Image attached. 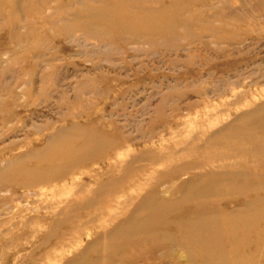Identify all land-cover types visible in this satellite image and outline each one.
<instances>
[{
    "label": "rangeland",
    "instance_id": "rangeland-1",
    "mask_svg": "<svg viewBox=\"0 0 264 264\" xmlns=\"http://www.w3.org/2000/svg\"><path fill=\"white\" fill-rule=\"evenodd\" d=\"M106 1L0 0V264H204L186 233L203 211L227 215L228 264H264L259 127L226 159L207 151L264 119V0L151 3L189 23L153 42L76 27ZM211 174L227 196L201 195ZM152 201L176 203L174 220L124 246L116 228L148 224Z\"/></svg>",
    "mask_w": 264,
    "mask_h": 264
},
{
    "label": "bare ground",
    "instance_id": "bare-ground-1",
    "mask_svg": "<svg viewBox=\"0 0 264 264\" xmlns=\"http://www.w3.org/2000/svg\"><path fill=\"white\" fill-rule=\"evenodd\" d=\"M162 1L163 0H107L97 8L85 5L83 9L88 13V16L85 17L84 23L80 22L81 26L77 25L76 27L82 28L87 34H96L101 37L109 36V38L113 37L120 40H123L127 35L133 39L138 36L143 37L146 35L150 42H153V38L159 36H165L171 39L176 34L178 28L182 26L188 27L189 23L184 20L179 10L175 7L177 3H173L170 7L165 8L146 9L145 7L151 3L160 4ZM11 4L15 6L16 2L12 1ZM76 27H69L68 29L71 30ZM249 120L250 121L243 122L236 126L234 125L228 128L226 126L222 131L210 137L207 151L213 148H222L226 153L223 155L218 153V156H216L220 159H226L227 148L231 146L230 141L234 140L233 142L235 143L237 139L242 140L245 137L246 129L251 130L259 127L258 131H260V135L257 137H264V119H262V122L251 118ZM251 139L253 138L249 136L245 138L246 142H249ZM91 142L93 143V147L96 146V139H93ZM211 176L215 177L217 180H213L211 182L212 184H206L203 188L204 190L202 189L200 192L201 195L208 196L212 193H216L219 196H227V184L229 183L227 177L223 180L217 178L215 174H211ZM233 177L234 181H236V191H241L240 188L237 190L238 182L246 181L249 176L246 173H242L240 175H233ZM249 181L250 185L246 186L244 190L258 186L257 183L254 184L251 180ZM193 196H196V194L185 193L180 202L184 204L188 203L193 199ZM144 205L143 210H150V220H148V224H135L134 221H127L122 224L123 226L116 228V236L121 240L124 239V242L126 241L124 245L126 247L133 243L132 241L137 235L151 233L153 226H169L171 220H174L175 209L173 207L176 203L174 205L173 203H157L152 201ZM141 210L142 209L137 210L131 219H136ZM202 214H204V216ZM202 214V216H198L199 218L197 217L191 220L192 222L186 226L189 227L186 232L187 236L190 240H194L193 242L200 245V252L198 255L203 259L204 264H228L227 215H220L219 217L216 213H207L206 211H203ZM216 220H222L223 222L216 223ZM242 223H244V221H242ZM249 226L246 224L243 225V230L240 232L244 233L246 236L247 230L250 229ZM253 227L255 228V223L251 226V228ZM234 232L236 233L237 230H234ZM157 243L156 248L168 247V244L165 242L157 241ZM122 245L123 244L116 245L114 249L120 250ZM181 247L191 255L195 253L184 244L181 245Z\"/></svg>",
    "mask_w": 264,
    "mask_h": 264
}]
</instances>
